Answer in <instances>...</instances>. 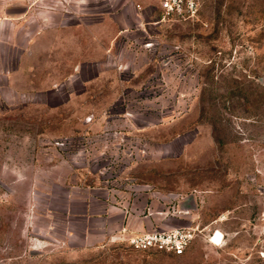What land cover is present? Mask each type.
Masks as SVG:
<instances>
[{
  "label": "rangeland",
  "instance_id": "rangeland-1",
  "mask_svg": "<svg viewBox=\"0 0 264 264\" xmlns=\"http://www.w3.org/2000/svg\"><path fill=\"white\" fill-rule=\"evenodd\" d=\"M0 264H264V0H0Z\"/></svg>",
  "mask_w": 264,
  "mask_h": 264
},
{
  "label": "built area",
  "instance_id": "built-area-1",
  "mask_svg": "<svg viewBox=\"0 0 264 264\" xmlns=\"http://www.w3.org/2000/svg\"><path fill=\"white\" fill-rule=\"evenodd\" d=\"M167 15L180 20L197 16L201 0H159ZM128 229L123 228V232ZM196 236L192 227H176L169 230L144 231L128 237L129 244L137 250L163 251L180 256L184 254Z\"/></svg>",
  "mask_w": 264,
  "mask_h": 264
},
{
  "label": "bare ground",
  "instance_id": "bare-ground-1",
  "mask_svg": "<svg viewBox=\"0 0 264 264\" xmlns=\"http://www.w3.org/2000/svg\"><path fill=\"white\" fill-rule=\"evenodd\" d=\"M221 238H222V233L220 231H217L212 241L218 243L221 240Z\"/></svg>",
  "mask_w": 264,
  "mask_h": 264
}]
</instances>
